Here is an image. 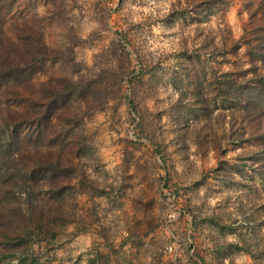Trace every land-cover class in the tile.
Listing matches in <instances>:
<instances>
[{"label":"rangeland","instance_id":"374dc122","mask_svg":"<svg viewBox=\"0 0 264 264\" xmlns=\"http://www.w3.org/2000/svg\"><path fill=\"white\" fill-rule=\"evenodd\" d=\"M177 9L176 0H0V23L5 35L11 34L13 24L25 22L40 31L49 48L71 50L75 65L58 60L43 64L52 77L75 78L92 71L94 55L115 41L116 31H124L133 46L147 51L146 60L157 73L153 85L141 90L137 83L133 100L143 118L138 127V114L129 105L127 79L140 66L122 41L130 56L129 64L123 67L126 74L121 83L122 97L87 116L70 119L68 124L62 119L53 122L56 128L75 132L80 144L73 143L69 148L56 141L47 148L58 147L63 156L71 154L96 186L79 187L73 178L71 190L57 202L64 214L61 218L52 217L55 205L45 189H28L24 186L28 178L24 177L22 183V171L16 172L22 163L26 167L32 164L30 141L25 138L27 127L21 123L15 132L0 127V264H14L24 257L26 261L34 258L36 264H85L86 254L93 250L102 255L111 253V264H214L212 238L236 239L232 234L212 232L205 222L191 224L190 211L208 213L215 207L235 213L236 198L230 189L215 187L209 177L205 183L193 185L194 180L199 181L209 172L215 156L210 150L202 156L195 153L186 139V158L179 157L169 141L166 101L174 93L169 79L171 69L179 63L189 72L200 66L194 53L200 37L196 24L205 35L211 33L215 42L220 40L227 51L226 60L219 63L215 60L220 59L217 54L212 59L210 53L200 54L206 70L210 66L225 69L247 65L243 49L249 40L247 18L252 8L244 0H227L219 12L201 22L189 14L181 18ZM257 11L254 16L264 12V2ZM42 79L38 74L32 77L35 85ZM0 107L13 110L16 104L1 98ZM141 132L153 133L160 141L166 167ZM12 134H16L13 146L5 151ZM210 184L211 191L206 188ZM224 191L228 192L227 198L221 197ZM32 204L43 209L47 204L44 216L52 217L50 228L33 224L31 236H24L16 245L6 243L3 230L9 226L23 232L22 228L29 225L27 208ZM170 206L180 212L168 221ZM171 242L178 253L175 260H170L163 249ZM229 256L235 264L260 261L241 251H231Z\"/></svg>","mask_w":264,"mask_h":264},{"label":"trees","instance_id":"16d2710c","mask_svg":"<svg viewBox=\"0 0 264 264\" xmlns=\"http://www.w3.org/2000/svg\"><path fill=\"white\" fill-rule=\"evenodd\" d=\"M226 2L176 0L178 16L184 18L189 14L197 22L219 12ZM244 2L252 8L247 18L249 40L243 49L247 65L225 69L210 66L206 70L201 65L200 54L210 53L211 59L217 54L220 59L215 60L219 63L226 60L227 51L221 47L220 40L215 42L211 33L210 36L205 35L196 24L200 37L194 53L200 63L199 68L189 72L179 63L169 72L174 93L166 101V107L172 148L179 157L186 158L187 139L195 153L201 156L210 150L215 156L214 164L199 181L194 180L193 185L205 183L209 177L216 183L215 187L230 189L228 191L236 198L235 213L216 210L215 207L208 213L190 211L192 225L205 222L212 232L220 236H236L234 240L212 238L214 264H235L229 256L231 251L244 252L252 259L258 257L260 261L256 264H264V12L254 16L264 0ZM10 30L11 34L5 35L0 23V102L1 98L11 99L16 108L0 107V127L14 132L21 123L27 127L25 138L30 141L32 164L26 167L22 163L16 172L22 171V183L28 178L29 183L24 185L28 189H45L48 199H53L55 205L52 217L61 218L64 214L57 202L63 199L67 190H71L73 178L79 187L96 186L84 175L71 154L63 156L58 147L47 148L46 145H55L56 141L60 146L70 145L69 148L73 143L80 144L79 139H75V132L56 128L54 123L62 119L68 124L70 119L87 116L122 97L121 83L126 74L123 67L124 63L130 62L122 41L128 45L140 66L139 71L127 79L131 93L129 105L138 114V127L143 118L139 116L141 112L136 110L133 100L137 83L143 90L144 86L154 84L157 73L152 63L146 60L147 51L133 46L124 31H116L115 41L94 55L92 71L75 78L67 75L52 77L44 71L43 64L58 60L75 65L71 50L49 48L40 31L25 22L13 24ZM36 74L43 77L38 85L32 80ZM141 134L149 140L166 167L167 161L157 137L148 132ZM15 136L12 134L7 141L5 151H10ZM126 142L136 144L135 141ZM206 188L213 190L211 184ZM228 196L227 191L221 195L222 198ZM44 206L47 209V204ZM44 209L38 204L29 206V225L22 228L23 232L6 227L2 232L5 242L21 243L24 236H31L33 224H43L48 230L52 217L44 216L47 211ZM235 215L239 219H235ZM26 258H19L14 264H36L34 258L28 261ZM111 258V253L102 255L93 250L84 261L85 264H111Z\"/></svg>","mask_w":264,"mask_h":264},{"label":"built area","instance_id":"2783aa9c","mask_svg":"<svg viewBox=\"0 0 264 264\" xmlns=\"http://www.w3.org/2000/svg\"><path fill=\"white\" fill-rule=\"evenodd\" d=\"M173 197V196H172ZM173 200V199H172ZM176 212V213H175ZM179 209L176 210L174 207L170 206V212L167 213V220L168 221H171L174 219V217L176 216L175 214H179ZM164 249V252L167 254L168 258L170 260H175L178 256V253L176 251V247L174 246V243L171 242V243H168L166 245H164L163 247Z\"/></svg>","mask_w":264,"mask_h":264},{"label":"crops","instance_id":"0c3cea01","mask_svg":"<svg viewBox=\"0 0 264 264\" xmlns=\"http://www.w3.org/2000/svg\"><path fill=\"white\" fill-rule=\"evenodd\" d=\"M86 256H88V254H86Z\"/></svg>","mask_w":264,"mask_h":264}]
</instances>
